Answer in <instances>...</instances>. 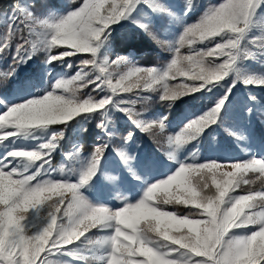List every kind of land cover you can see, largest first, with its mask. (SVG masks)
<instances>
[{
  "label": "snow or ice",
  "instance_id": "obj_1",
  "mask_svg": "<svg viewBox=\"0 0 264 264\" xmlns=\"http://www.w3.org/2000/svg\"><path fill=\"white\" fill-rule=\"evenodd\" d=\"M0 10V60L11 61L0 69V264H264V188L241 191L264 184V0H0ZM122 30L171 58L110 59ZM145 92L184 106L177 128L170 112L136 110ZM237 104L243 121L226 131L246 158L199 159ZM88 124L96 142L54 166L65 133Z\"/></svg>",
  "mask_w": 264,
  "mask_h": 264
},
{
  "label": "trees",
  "instance_id": "obj_2",
  "mask_svg": "<svg viewBox=\"0 0 264 264\" xmlns=\"http://www.w3.org/2000/svg\"><path fill=\"white\" fill-rule=\"evenodd\" d=\"M80 0H41V3L48 4H78ZM177 2H181L182 0H177ZM221 2V0H197V3L201 6H206L209 4H216ZM6 10V9H4ZM3 11V10H0ZM199 15V10L195 15L189 18V22L194 20ZM3 29L0 28V32ZM26 31V30H25ZM131 35L127 30H122L119 35L116 36L114 50L109 55L111 58L115 57L117 54L126 56L128 52L131 51L133 53V57L135 62H137L140 66L153 67V66H162L167 63V61L171 58V53L166 50V48L161 47L160 45L155 44L154 42H150L146 38H139L135 41H129L126 37ZM186 52V50H185ZM43 57L41 56V60ZM71 60L76 61V58H70ZM213 59V58H209ZM10 57H5L3 60H0V69L7 70L8 65L10 64ZM255 70H261L260 65L258 63H254L251 65ZM72 73L69 72V75ZM183 78H178L177 80L169 81L170 84H179ZM191 83V81H189ZM89 88L82 89L83 92H88ZM139 92V89H134L132 93H124L125 96H134ZM144 96L150 97L148 100H143L137 103L136 110L144 113L145 117H150L160 113H169L170 112V120L172 122L181 120L185 115V108L183 105L178 104L176 107L169 110L167 108L166 102H162L159 100L158 92H145L141 93ZM255 94L258 96H264V92H261L259 89H255ZM186 99V98H185ZM120 116V115H117ZM94 123V122H93ZM118 127L122 129L130 128L131 125L127 119H123L122 117L117 120ZM54 128H60L61 126H53ZM85 127L89 128V132L78 135L75 132H66L64 139L61 141V146L58 149L57 153L54 154V159L52 161L54 166H57L62 159V156L68 152H70L73 148V145L76 141L81 142L83 144V150L87 152L89 150V146L96 142L95 134L99 133V129H93L91 124L85 125ZM255 126V140H260L261 136L264 135V128H260L256 131ZM123 131H121V135H124ZM158 139L162 140V137H158ZM117 142H119V138H117ZM152 144L155 148H157V144L148 138L146 134H141V144ZM250 177H253V174H249ZM264 188V184L261 181H256L253 185H242L241 191L246 192L249 190L258 191Z\"/></svg>",
  "mask_w": 264,
  "mask_h": 264
},
{
  "label": "crops",
  "instance_id": "obj_3",
  "mask_svg": "<svg viewBox=\"0 0 264 264\" xmlns=\"http://www.w3.org/2000/svg\"><path fill=\"white\" fill-rule=\"evenodd\" d=\"M241 99L242 100L239 101L242 102L244 98ZM241 107L242 104H237V106L233 109V112L230 117L226 120L225 125L219 128V131L216 136L213 137L212 135H209L207 139L203 141L199 151V159L204 160L209 157L220 159H236L237 155L240 154L242 155V158H246V154L241 151L243 145L238 144V142L233 137H231L226 131L228 127H239L241 125L243 121V116L240 112ZM181 120L173 122L174 129L178 127ZM259 120L260 117L257 116V121ZM260 128H264V126H261L259 123H257L256 131ZM258 144L259 141L256 140L255 146L257 148V153L259 154ZM142 146H145L152 150L156 149L152 144L149 143L144 144ZM223 151L226 152V155L222 153Z\"/></svg>",
  "mask_w": 264,
  "mask_h": 264
},
{
  "label": "rangeland",
  "instance_id": "obj_4",
  "mask_svg": "<svg viewBox=\"0 0 264 264\" xmlns=\"http://www.w3.org/2000/svg\"><path fill=\"white\" fill-rule=\"evenodd\" d=\"M110 59H115V57H113V58H111L110 57ZM110 71H114V72H123V71H125V69L123 68V66H121L120 68H116V66H112L111 68H110ZM48 82L49 83H51V78L49 77L48 78ZM114 82H115V80H114ZM246 94H247V90L245 89V90H242V91H240L239 93H237V97H238V100H242L241 98H244L245 96H246ZM118 115V114H117ZM120 115V114H119ZM123 118V117H122ZM124 119V118H123ZM183 119V118H182ZM218 131H219V128H215V130L211 133V135L214 137V136H216L217 135V133H218ZM256 141V140H255ZM78 141H76L75 143H77ZM74 143V144H75ZM206 147V146H205ZM72 150H73V148H72ZM71 150V151H72ZM70 151V152H71ZM224 155H226V152L225 151H223L222 152ZM63 158H64V155L62 156V159H61V161L59 162V164L63 161ZM236 159H243L242 158V155L240 154V155H237V157H236ZM58 164V165H59ZM57 165V166H58ZM117 203H119V201H117Z\"/></svg>",
  "mask_w": 264,
  "mask_h": 264
}]
</instances>
